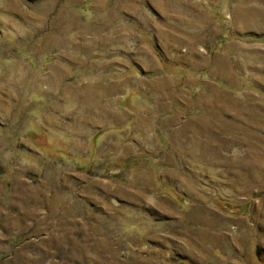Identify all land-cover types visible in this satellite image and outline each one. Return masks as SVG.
I'll list each match as a JSON object with an SVG mask.
<instances>
[{
  "label": "rangeland",
  "instance_id": "1",
  "mask_svg": "<svg viewBox=\"0 0 264 264\" xmlns=\"http://www.w3.org/2000/svg\"><path fill=\"white\" fill-rule=\"evenodd\" d=\"M0 264H264V0H0Z\"/></svg>",
  "mask_w": 264,
  "mask_h": 264
}]
</instances>
